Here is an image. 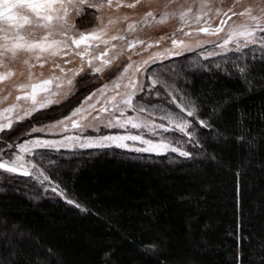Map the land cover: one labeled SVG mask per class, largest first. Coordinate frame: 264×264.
<instances>
[{
    "label": "trees",
    "instance_id": "trees-1",
    "mask_svg": "<svg viewBox=\"0 0 264 264\" xmlns=\"http://www.w3.org/2000/svg\"><path fill=\"white\" fill-rule=\"evenodd\" d=\"M239 56L247 77L194 52L157 72L211 125L195 129L190 158L41 150L38 166L80 208L0 174V239L17 227L28 237L0 247L3 264H264V65Z\"/></svg>",
    "mask_w": 264,
    "mask_h": 264
},
{
    "label": "snow or ice",
    "instance_id": "snow-or-ice-1",
    "mask_svg": "<svg viewBox=\"0 0 264 264\" xmlns=\"http://www.w3.org/2000/svg\"><path fill=\"white\" fill-rule=\"evenodd\" d=\"M105 3H107L109 8L116 7L118 9L121 7V0H116L115 4L113 0H0V23L4 25L0 29L3 32V35L0 36V65H3L5 58L14 59L20 53L32 56L41 65L47 63L48 59L55 57H69V59L63 60L64 64L72 63L75 57H79L82 62L80 67L74 70L65 68L53 60V68L58 69L59 74L53 72L47 78L36 79L29 72L27 82L14 85L23 94L17 95L15 97L16 102H13L7 108L0 109V138H4L5 134L13 129L14 120L11 114L16 112L18 108L21 109L22 115L17 113L14 119L15 121H23L41 109H47L52 104H60L61 100L57 98L58 96L62 95L66 99L72 95L71 88L74 86L75 78L81 72H85V65L92 74L102 73L106 68L112 67V61L115 57L110 56L109 53L110 49H116V45L112 41H123L125 37L122 35L106 36L107 30L103 23H101L99 28H95L87 33L80 32L77 35L75 22L69 21L70 8H75L77 14L83 18L87 15L86 9H96L99 11L105 7ZM126 7L133 8L135 4H127ZM205 7L207 5L200 4L201 10ZM191 11V8L187 12L182 11L180 13L181 21H185L188 13ZM245 14V12H241L239 15L244 16ZM202 15H206V13L201 11L195 15V21L197 23L201 21ZM224 15L227 16V13ZM232 15L237 14L233 12ZM166 16L167 13L161 15L159 23H163ZM146 17L155 19L151 12H148ZM124 19L126 20L127 17L125 16ZM228 19H231V17L229 16ZM249 19L253 23H241L229 28L227 37H222L221 43L205 41V43H213L214 45L211 51H205V60L217 55L223 56L227 61L223 64L226 74H229L235 69L242 76L247 77L251 67H242L240 65L239 54L242 49L248 48L253 56L250 62L251 66H255L256 60H259L264 65V22H262L264 21V12H262L260 17L249 14ZM109 23H113V21H109ZM205 23L207 24L208 22L205 21ZM226 23V19H221L219 25L215 28L207 26L200 27L198 31L216 35L224 31L223 26ZM26 25L42 30L44 35L38 40L33 39L30 35L24 34ZM132 27L133 25L130 24L129 29L131 30ZM185 35H188V33H185ZM134 43L143 44L144 42L128 41L127 47L129 49L133 48ZM156 43L158 44L159 41ZM97 44H103L105 46L104 51L100 55H95L91 50ZM171 44V48L164 49L163 52L152 53L139 65L135 66V72L139 76H132L127 79V83L123 85L126 89L123 93L117 91L116 95L108 97L104 100L103 104H100V98L104 96V92L108 88V85H103L84 98L86 103L93 101L95 98V102L87 103V108L82 103L62 119L53 120L51 124L41 123L39 127L34 126L31 128L32 133L55 134L57 132H67L68 122H70L71 128L75 130L92 127L99 131L101 125H103L104 128L124 129L123 134L117 133L95 136L62 135L59 139L34 137L26 140L24 143H8L7 148L9 150L15 148L18 151L11 152L0 148V170L9 174L30 177L33 180L38 179L39 176L43 177V181H49L50 177L45 174V171H39L38 176H36L33 173L36 165L33 164L32 160L26 159L28 155L34 154L37 149H47L56 152L61 149L74 151L76 149H105L116 147L136 153H154L156 155L172 152L176 153L178 157L190 158L192 156L190 152L183 150V147L179 146L178 142L174 143L172 139L162 134L175 130L188 136L190 139L193 137V133L189 131L190 124L187 119H184L182 116H175L171 111H163V99L161 98V92L158 86L163 87L169 96H173V99L169 103H174L175 96L171 91H168L172 85L167 78L161 83V77L165 76L163 72L148 74L151 63L162 61L166 56L181 55L185 51H192L193 48L191 44L183 40L172 39ZM82 45H84L83 48L81 47ZM197 46H200L199 41L197 42ZM147 47L151 48L152 45L148 44ZM202 51L204 50L202 49ZM229 51L235 53V59L227 56ZM96 61H99V63H96ZM24 63H28V61L25 60ZM132 67V63L129 62L123 66V71H120L119 68L113 69V71L120 72L116 81L113 82L114 90L120 87L119 81L125 78V74ZM219 70L220 65H217V71ZM68 73H71V75H68ZM12 75L13 72L10 69L0 72V82L8 79ZM87 75L88 72H85V76ZM111 75L112 72H109V76ZM65 85L69 88L67 92H63ZM53 87L55 91H53ZM145 88L148 89L146 95H144ZM153 93L157 97L156 101L151 99ZM0 99L6 100L7 97H0ZM21 100L25 102L26 106L21 107L17 103ZM98 104L100 105L99 108H97ZM158 106L161 112L159 119L161 121L167 120V126L164 123H156L153 119H147L141 115L147 112L149 116H152L158 110ZM177 107L180 108L181 112H184L187 106L177 104ZM89 110L96 111L97 115L93 118L92 123L86 124L84 122L85 115ZM129 111L134 113V115H128ZM103 113H108L109 118L105 119L102 115ZM195 114L194 108L187 109V115L189 117ZM41 119H53V117L45 115ZM200 125L202 127H211L204 120L200 121ZM130 129L139 130L140 133L147 130L153 136H159V139L153 140L145 138L143 134H132ZM12 134H19V129H16ZM28 134L23 133V135ZM7 139H11V134L7 135ZM130 141L133 143H128ZM135 142H139L140 146H137ZM40 156L42 158H48L44 152H41ZM48 159L50 160V158ZM61 163L71 165V160L61 159L57 161V165ZM40 186L46 188L44 183H41ZM51 191L56 196L64 199L67 204L74 205L77 208L81 207L73 199L68 198L65 191L60 189L58 184L53 185ZM8 226L5 223L0 227L7 229ZM27 238L23 230L17 227L11 236L6 231L4 232L3 239H0V247H4L6 243L7 247L5 250L8 251L13 248L16 241L22 243ZM145 251H149V249H145ZM11 255H16V253L11 251ZM0 264H3V257H0ZM10 264H21V262L18 260H10Z\"/></svg>",
    "mask_w": 264,
    "mask_h": 264
},
{
    "label": "rangeland",
    "instance_id": "rangeland-1",
    "mask_svg": "<svg viewBox=\"0 0 264 264\" xmlns=\"http://www.w3.org/2000/svg\"><path fill=\"white\" fill-rule=\"evenodd\" d=\"M115 2L116 0H113L114 4ZM201 3L207 5V7L201 10ZM127 4H135V7L128 8L126 7ZM189 8H191L192 11L188 13L185 21H181L180 13L182 11L187 12ZM201 11L203 13H206V15H202L201 21L197 23L195 21V15ZM86 12L87 15L81 18L77 14L75 8L69 9V21L75 22L77 35L80 32L87 33L95 28H99L101 26V23H103L107 30L106 36L122 35L125 37V40L123 41H112V43L116 45V49H110L109 53L110 56L115 57V59L112 61V67L106 68L102 73L92 74L85 65V72H88V75L85 76V72H81L75 78L74 86L71 88L72 95L68 96L66 99L63 98L62 95L58 96L57 98L61 100L60 104H52L47 109H41L40 111H38L37 113H33L31 117H28L23 121H15L14 119L17 113L22 115L21 109L18 108L16 112L11 114L14 120L13 129L6 133L4 138H0V148H4L5 151L16 152L18 150L15 148L9 150L7 148V144L24 143L26 140H30L34 137L59 139L62 135L95 136L117 133L123 134L125 131L124 129L104 128L103 125H101L99 131L95 130L92 127H85L79 130H75L71 128L70 122H68L69 126L67 132H57L55 134L37 132L35 135H33L34 133L31 132V128L34 126L39 127L41 123L51 124L53 123V120L62 119L64 116L69 115L73 111V109L79 107L82 103H84L85 108H87V103L95 102V98L93 101L87 103L84 101V98L91 92L96 91V89L101 88L103 85H108V88L105 90L104 96L100 98V104H103L104 100L108 97L116 95L117 91L123 93L126 90L123 85L127 83V79L132 76H139V74L135 72V66L139 65L150 54L163 52L164 49L171 48L172 39L183 40L193 46L192 51H185L181 55L185 53L187 54L189 52H194L201 57V60H205V51H211L214 46L213 43H205V41L221 43V38L227 37L229 28L235 27L236 25H239L241 23H253L249 19V14L252 16L260 17L262 15V12H264V0H121V7L118 9L116 7L109 8L107 6V3H105V7L99 11H97L96 9H86ZM148 12L153 13L155 19H153L152 17H146V14ZM233 12H235L237 15H232ZM241 12H245L246 14L244 16H241L239 15ZM165 13H167L166 19L163 23H159L161 15ZM225 13H227V16L224 15ZM125 16L127 17L126 20L124 19ZM229 16L231 17V19H228ZM221 19H226L227 23L223 26L224 31L220 32L219 34L211 35L198 31L200 27L207 26L215 28L217 25H219ZM109 21H113V23H109ZM205 21H207L208 23L206 24ZM130 24L133 25L131 30L129 29ZM3 27L4 25L0 23V29H2ZM185 33H188V35H185ZM24 34L30 35L33 39L36 40L40 39L44 35L42 30L35 29L28 25L25 26ZM2 35L3 32L0 31V36ZM128 41H143L144 43H134L133 48L129 49L127 47ZM157 41H159L158 44L156 43ZM198 41L200 42L199 47L197 46ZM148 44H151L152 47L148 48ZM81 47L83 48L84 45H82ZM104 47L105 46L103 44H97L91 50L95 55H100V53L104 51ZM202 49L204 51H202ZM242 51H245L248 55L252 56V53L248 48L242 49ZM228 54H232L235 57V53L233 51H229L227 53V56ZM181 55L166 56L162 59V61L151 63L149 65L148 74L151 75L153 73H157L158 70H160V67L163 66L162 63H166L167 61L175 59ZM42 59H44V57H42ZM64 59H69V57L50 58L48 59L47 63L41 65L32 56L25 53H20L14 59L5 58L3 65H0V72H4L10 69L13 72V75L8 79L0 82V97H7L6 100L0 99V109L7 108L10 104L16 102L15 97L17 95L23 94L20 90L16 89L14 85L27 82L29 72H31L33 77L36 79L47 78L53 72L59 74V70L53 68V60L55 63H59L65 68H71L74 70L80 67L82 63L79 57H75L70 64H64ZM25 60H27L28 63H24ZM208 60H214V64H224L227 62L225 57L220 55L212 57ZM129 62L132 63L133 67L130 68L128 73L125 74V78L119 81L120 87L114 90L113 82L116 81V78L117 76H119L120 72L113 71V69L119 68L120 71H123V66ZM96 63H99V61H96ZM195 66L196 64H193L190 67ZM109 72H112L111 76H109ZM68 75H71V73H68ZM161 83H163V79ZM173 88L174 87H171L168 91H171L175 96V102L169 103V101L173 99V96H169L168 92L165 91L163 87L158 86L159 91L162 92L161 98L163 99V111H171L173 115L182 116L184 119H187L190 124L189 131L193 133V137L190 139L188 136H185L175 130L162 134L165 137L172 139L174 143L178 142L179 146L183 147V150L190 152V149L187 148V145L191 144L192 147L195 146V129L200 125L201 120H199L196 115H193L191 117L187 115V109L193 108L192 104L189 102V100L183 98L180 93H177L176 89ZM53 91H55L54 87ZM67 91H69V88L67 85H65L63 88V92ZM152 100H157L155 93ZM17 103L21 105V107L26 106L23 100ZM177 104L186 105L187 107L185 108V111L181 112L180 108L177 107ZM99 106L100 105L98 104L97 108H99ZM160 114L161 112L158 106V110L154 112L152 116H149L147 112L142 113L141 115L144 118L153 119L156 123H164L167 126V120L161 121L159 119ZM45 115H49L53 117V119H41ZM96 115V111L89 110L85 115L84 122L86 124L92 123L93 118ZM102 115L105 117V119L109 118L108 113H103ZM128 115H134V113L129 111ZM16 129H19V134H12ZM130 131L132 134H143L145 138L148 139H159V136H153L147 130H144L142 133H140L139 130L135 129H130ZM23 133L29 134L23 135ZM9 134H11V139H7V135ZM20 135L22 136L19 137ZM128 143L131 144L133 142L130 141ZM135 143L137 144V146H140L139 142ZM105 149L119 150L122 151L127 157L138 160H149L152 159V156H163L167 160L183 158L178 157L176 153L172 152L164 153L162 155H156L154 153H136L134 151L116 147ZM41 150L47 152L50 151L47 149H37L34 154L28 155L26 157V159L32 160L33 164L36 165V168L33 169V173L36 176H38L39 171H43V169L38 166V163H36L37 159H35L36 155H38ZM33 156L34 158H32ZM0 173L9 174L3 172V170H0ZM36 182H39V186L41 183H44L46 185V188L40 186L42 192H46L50 195L56 196L51 191V187L53 185H57L55 182L51 180L43 181V177L39 176L38 179H36ZM68 198L70 197L68 196Z\"/></svg>",
    "mask_w": 264,
    "mask_h": 264
}]
</instances>
